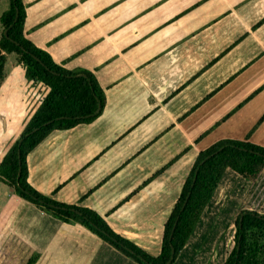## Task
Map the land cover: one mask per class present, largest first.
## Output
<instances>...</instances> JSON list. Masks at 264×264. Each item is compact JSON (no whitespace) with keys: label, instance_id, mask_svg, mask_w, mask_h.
<instances>
[{"label":"crops","instance_id":"obj_1","mask_svg":"<svg viewBox=\"0 0 264 264\" xmlns=\"http://www.w3.org/2000/svg\"><path fill=\"white\" fill-rule=\"evenodd\" d=\"M24 33L106 95L94 122L51 133L27 157L33 188L88 208L157 257L197 157L224 140L264 147V0H23ZM49 89L7 55L0 164ZM251 185L227 170L175 264H224ZM264 205V203H263ZM14 238L37 264H138L0 182V252Z\"/></svg>","mask_w":264,"mask_h":264},{"label":"trees","instance_id":"obj_2","mask_svg":"<svg viewBox=\"0 0 264 264\" xmlns=\"http://www.w3.org/2000/svg\"><path fill=\"white\" fill-rule=\"evenodd\" d=\"M26 17L23 0H9V8L0 16L4 29L0 39V86L5 79L7 55L14 54L26 78L42 83L49 93L3 158L0 182L42 212L65 223L85 227L138 264H175L223 175L232 170L248 181L251 188L234 220L235 245L224 264H264V147L248 140H224L199 154L165 224L162 250L157 257L115 233L97 212L60 203L31 186L27 163L31 151L54 131L94 122L105 109L106 95L92 72L70 71L28 40L24 33ZM51 120H55L54 123L44 125ZM36 129L38 131L26 137ZM172 247L175 256L170 263ZM38 259L37 254L19 246L14 238H10L0 252V264H37Z\"/></svg>","mask_w":264,"mask_h":264},{"label":"water","instance_id":"obj_3","mask_svg":"<svg viewBox=\"0 0 264 264\" xmlns=\"http://www.w3.org/2000/svg\"><path fill=\"white\" fill-rule=\"evenodd\" d=\"M14 1H16V0H14ZM18 14H19V13L17 12V17H18ZM5 34H7V31L5 32ZM99 110H100V108H99ZM54 121H55V120H51V121L45 123L44 125H45V126H48V125L54 123ZM36 131H38V129H36V130H34L33 132L27 134L26 137L30 136L32 133H35ZM23 140H24V139H22V140L20 141V144H19V145L22 144ZM19 155H20V154H19ZM20 176H21V167H20V169H19L18 178H20ZM194 182H195V180H194ZM241 219H242V218H241ZM171 239H172V236H171ZM174 256H175V249L172 247V255H171L170 263H171L172 259L174 258Z\"/></svg>","mask_w":264,"mask_h":264},{"label":"rangeland","instance_id":"obj_4","mask_svg":"<svg viewBox=\"0 0 264 264\" xmlns=\"http://www.w3.org/2000/svg\"><path fill=\"white\" fill-rule=\"evenodd\" d=\"M9 8V0H0V16ZM4 29L0 24V39Z\"/></svg>","mask_w":264,"mask_h":264}]
</instances>
